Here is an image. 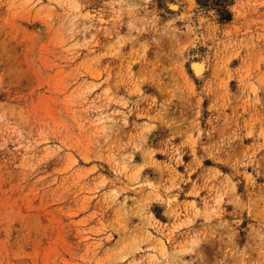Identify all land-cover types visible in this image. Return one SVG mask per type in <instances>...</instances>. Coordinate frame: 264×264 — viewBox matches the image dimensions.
Returning a JSON list of instances; mask_svg holds the SVG:
<instances>
[{
    "label": "rangeland",
    "instance_id": "obj_1",
    "mask_svg": "<svg viewBox=\"0 0 264 264\" xmlns=\"http://www.w3.org/2000/svg\"><path fill=\"white\" fill-rule=\"evenodd\" d=\"M0 264H264V0H0Z\"/></svg>",
    "mask_w": 264,
    "mask_h": 264
},
{
    "label": "bare ground",
    "instance_id": "obj_2",
    "mask_svg": "<svg viewBox=\"0 0 264 264\" xmlns=\"http://www.w3.org/2000/svg\"><path fill=\"white\" fill-rule=\"evenodd\" d=\"M193 67L195 69L196 75H198L199 77L202 76V74L204 73L205 69H206V64L204 61H196L193 63Z\"/></svg>",
    "mask_w": 264,
    "mask_h": 264
}]
</instances>
